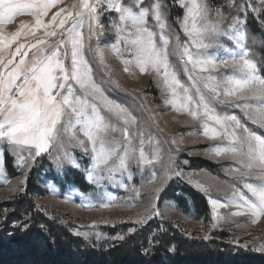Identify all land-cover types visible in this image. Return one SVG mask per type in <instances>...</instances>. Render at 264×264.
Returning <instances> with one entry per match:
<instances>
[{"label": "snow or ice", "instance_id": "1", "mask_svg": "<svg viewBox=\"0 0 264 264\" xmlns=\"http://www.w3.org/2000/svg\"><path fill=\"white\" fill-rule=\"evenodd\" d=\"M57 2L58 0H0V25L11 23L18 15L27 13L35 16L36 28L43 26L46 29V37L56 38L51 41L38 38L37 42L31 44V48L36 51L30 60H26L27 52L22 51L26 45L23 43L17 45L15 52H9L6 56L3 54L4 48L21 36L20 31L13 33L11 40L0 36V152L16 153L14 160L17 167H27L43 155L49 154L50 147L56 144L63 150L54 157L58 177H62L69 168L87 171L74 154L68 151L67 146L71 145L82 149L94 170L100 169L101 165L107 166L109 179L112 178V173L118 171H129L128 178L132 179L131 145L134 139H138L139 160L151 163L145 157V130L137 127V117L127 106L106 94L105 83L116 82H97L93 67L84 54L82 30L85 18L88 21V39L91 40L93 34L103 32L101 16L114 12L118 14L120 25H130L126 38L121 35L124 27H116L118 37L129 46L133 56L132 60H125L123 63L135 64L141 73L150 67L160 75L163 69L164 90L171 96L165 103L187 112L193 120L199 118L204 129L203 135L210 140L224 138L229 141L230 147L213 148L210 154L235 159L241 165L240 168L226 169L228 175L240 178L239 184L242 186L232 193L235 206L240 209L234 215L264 216V135L252 131L237 115L220 114L216 109L217 104H227L230 98L243 101L235 104V107L244 112L246 120L264 128V76L258 75L257 63L249 58V51L240 45V41L247 36L249 14H252L253 19L257 16L264 18V0H260L259 5L252 4L250 0H242V4H236L232 0L225 5L212 7L199 0H155L147 6L141 0L136 10L125 7L117 0H81L78 5L61 8L48 24H42V17ZM177 7L184 12L181 30L186 39L182 42L181 36L175 35L171 54L179 55L182 61L186 58L184 72L191 82L190 86H185L170 70V39L161 35L162 47L158 48L155 33L146 25V19L154 17L159 28L165 29L167 25L164 18ZM213 13L216 22L208 24L207 20ZM221 26H224V31H221ZM228 26H231L235 34L227 31ZM49 28L50 31L47 30ZM205 39L208 40L207 43ZM232 41L241 49L238 54L230 53L229 48L224 47L225 43ZM213 48H223L225 53H230V58L220 60L219 65L234 69L232 74L219 77L212 74L219 66L208 54V50ZM88 50L93 54L99 51L91 46ZM17 56L20 57L18 63L15 62ZM68 60L70 63L66 64L65 61ZM100 64H104L102 56ZM125 71L129 69L126 67ZM204 73L208 74L202 75ZM116 86L119 87L118 84ZM249 99L258 100L259 103L253 106L248 103ZM252 111L257 112L259 118H253ZM113 117L122 122L123 127L113 122ZM77 125L82 128V134L88 143L79 139L73 131ZM117 132L123 137V155H120L121 141L115 135ZM25 152L28 155H24ZM177 157L178 150L169 155L166 170L153 189L155 194L165 190L170 182L169 173H173L175 177L184 175L179 170ZM188 163L184 160V164ZM137 170L143 171L139 166ZM250 176H256L260 183L254 185L243 179ZM86 179L98 183L104 177L89 173ZM187 179L197 189L208 192L207 188L190 175ZM211 203L213 209L226 206L215 200ZM157 208L158 204L150 200L146 212L142 214L143 220L138 223L142 224L144 220L161 215ZM216 219L219 220L220 217L217 216ZM27 227V224L21 225L20 230L26 231ZM135 230V227L129 229L130 232ZM84 237L87 238V233ZM117 238L122 240L124 236ZM204 239L207 240L208 237L205 236ZM152 243L158 244L159 240L154 238ZM256 250L264 253V245Z\"/></svg>", "mask_w": 264, "mask_h": 264}, {"label": "rangeland", "instance_id": "2", "mask_svg": "<svg viewBox=\"0 0 264 264\" xmlns=\"http://www.w3.org/2000/svg\"><path fill=\"white\" fill-rule=\"evenodd\" d=\"M89 2H94V0H89ZM117 2L136 10L141 0H117ZM154 2L155 0H143L145 6ZM199 2L207 3V0H199ZM250 2L259 5L260 0H250ZM79 3H81V0H58L57 5L51 8L46 16L42 17V24H48L52 16L61 8H70L72 5H78ZM235 3L242 4V0H235ZM173 9L172 11L175 14L178 13L177 11L181 13L180 16L176 14L174 18V23L177 24L179 30H176L174 25L172 26L169 23L170 17L173 16L172 11L164 18V23L167 25L165 29L161 30L159 28L154 17L146 19V25L155 33L158 48L162 47L161 35L170 39L168 47L170 70L176 74L185 86H190L191 82L184 72L186 58L182 61L179 55L171 54L174 36L180 35L182 42L186 39L181 30L184 12L178 7ZM35 19L34 15L22 13L13 22L0 25V36L7 37L8 40H11L13 33L21 32V36L15 42L4 48L3 54L5 56L9 52H15L17 45L23 43L26 47L22 51L27 52L25 59L30 60L36 51L31 48V44L37 42L38 38L46 41L56 39L55 37H46V29L43 26L36 28ZM101 22L103 32L99 35L93 34L91 40H89L88 21L85 18L82 30L85 42V58L91 63L97 82L101 80L105 82L114 80L116 82L114 84L105 83L106 94L111 99L127 106L133 115L137 117V127H143L145 130V157L151 160V163H144L139 160L138 139H134L131 145L133 149V152L130 153L132 179L128 178L129 171L112 173V178L109 179V173L106 171L107 166L101 165L100 169L94 170L82 149L73 148L71 145L67 146L68 151L74 154L75 158L82 163L87 171L84 169L77 171L75 168H69L66 175L62 177H58L54 157L57 156L58 152L62 153L63 150L59 149L56 144L50 147L49 154L43 155L34 164H29L27 167H17L14 160L16 153L0 152V202L10 201L14 197L23 194L27 187L29 175L32 171H35L37 190L33 195V200L39 211L45 214L50 221L64 225L74 237L81 239L84 244L93 248L109 250L118 242L124 240L117 238L120 235H124L125 238V235L141 232L148 225L154 224L156 234L169 228L171 231L181 233L191 239L204 241H222L224 239L226 243L232 244L233 247L243 250L249 249L257 254L264 255V253L256 250L264 245V216L234 215L240 209L235 206L232 193L242 188V186L239 184L240 178L228 175L226 169L240 168L241 165L235 159L224 158V156L216 157L210 154L213 148L230 147L229 141L224 138L210 140L203 135L204 129L199 118L193 120L187 112L179 111L173 105L165 103V100L171 99V96L164 90L163 69H161L160 75L153 72L150 67L147 71L141 73L139 67L135 64L125 65L123 63L125 60H132L133 56L129 46L118 37L116 27H124L121 35L126 38L129 34L130 25L127 27L120 25L118 14L114 12L104 13L101 16ZM215 22L213 13L207 23L212 24ZM21 25H24V27H21ZM47 30L50 31L51 28ZM224 30V26H221V31ZM57 31H60V29L57 28ZM95 31L98 32L99 29H95ZM227 31L235 34L231 26L227 27ZM205 42L207 43L208 40L205 39ZM240 45L249 51L247 36L246 39L240 41ZM90 46L93 49H99V51L95 54L90 53L88 50ZM224 47L229 48L230 53L238 54L241 50L235 41L225 43ZM192 51H195V49H192ZM230 53H225L223 48L208 50V54L217 61L218 65L220 60L229 59ZM101 56L104 59L103 65L100 64ZM249 58L252 59L250 51ZM19 59L20 57L17 56L15 62L18 63ZM65 63L69 64L70 60L65 61ZM126 67L129 71H125ZM188 67L191 68L190 65ZM234 71L230 67L219 65L212 74L219 77L224 74H232ZM108 73L111 75L109 76ZM258 75L261 76L259 68ZM200 86L202 87V85ZM237 103H243V101L230 98L229 103L216 105L217 112L220 114H235L252 131L264 135V128H260L250 120H246L244 112L235 107ZM248 103L255 106L259 101L249 99ZM104 114L110 115L108 113ZM251 114L253 118H259L257 112L252 111ZM113 122L117 123L119 127H123L122 122L116 121L115 117H113ZM73 131L79 139H84L88 143L80 126H75ZM115 135L121 141L120 155H123L122 134L117 132ZM65 140H67V137H65ZM177 150V163L179 170L184 175L175 177L173 173H169L170 182L165 190L157 195L153 189L166 170L169 155L175 154ZM6 154L11 158L13 177L5 165ZM24 155L28 154L25 152ZM184 160L189 163L184 164ZM138 166L143 171H138ZM89 173L94 176L102 175L104 179L99 180L98 183L89 182L86 179ZM189 175L193 180L199 181L203 187L207 188L208 192L205 193L189 184L187 179ZM76 177L83 181L87 188L83 189L74 183ZM243 179L249 180L254 185L260 183L256 176L244 177ZM172 185V191L176 193L178 199H182L183 205L179 204L178 200L174 198L162 200V196ZM188 189L198 192L207 200L209 205L208 214H204L200 207L198 210L197 204L193 202L187 193ZM150 200L158 204L157 211L161 215L144 220L142 224L138 223L139 220H143L142 214L146 212ZM212 200L226 206L213 209ZM217 216L220 217L219 220L216 219ZM133 227L136 229L135 232H130L129 229ZM113 229L116 230L115 234L110 232ZM85 233H87V238L84 237ZM205 236L208 237L207 240L204 239ZM44 255L47 256V253L44 252ZM58 261L64 262V259L60 258Z\"/></svg>", "mask_w": 264, "mask_h": 264}, {"label": "trees", "instance_id": "3", "mask_svg": "<svg viewBox=\"0 0 264 264\" xmlns=\"http://www.w3.org/2000/svg\"><path fill=\"white\" fill-rule=\"evenodd\" d=\"M230 1L207 0V3L212 7ZM177 12V16H180V11ZM176 14L172 11L169 23L179 30L174 23ZM263 23L264 18L248 16L250 57L257 63L261 76H264ZM5 165L13 177L11 158L7 154ZM73 182L83 189L87 188L78 177ZM172 188L173 185L164 193L162 200L174 198L183 205L182 199L176 197ZM36 190V172L32 171L23 194L0 202V264H264V255L233 247L224 239H191L169 228L156 234L154 224L141 232L125 235L123 241L109 250L93 248L74 237L64 225L50 221L39 211L33 200ZM187 193L197 204L198 210L200 207L204 214L209 213L208 202L202 195L189 189ZM24 224L28 225L27 230L21 231L20 226ZM110 232L115 234L116 230ZM154 238L159 240L158 244L152 243ZM60 258L64 262H59Z\"/></svg>", "mask_w": 264, "mask_h": 264}]
</instances>
